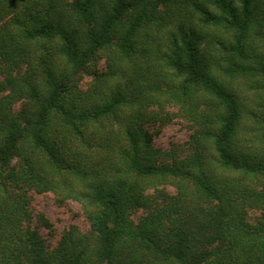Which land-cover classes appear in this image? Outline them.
I'll return each mask as SVG.
<instances>
[{"label":"trees","instance_id":"1","mask_svg":"<svg viewBox=\"0 0 264 264\" xmlns=\"http://www.w3.org/2000/svg\"><path fill=\"white\" fill-rule=\"evenodd\" d=\"M0 264H264V0H0Z\"/></svg>","mask_w":264,"mask_h":264},{"label":"rangeland","instance_id":"2","mask_svg":"<svg viewBox=\"0 0 264 264\" xmlns=\"http://www.w3.org/2000/svg\"><path fill=\"white\" fill-rule=\"evenodd\" d=\"M103 66L104 62L100 60L98 68L103 69ZM89 81L90 77L84 76L81 87L85 89ZM19 108L20 103H16L13 106L14 111L19 110ZM170 110L175 111V108ZM145 128L151 135L152 145L162 151H170L175 148L181 149V147L186 145L191 134L189 123L180 118H176L172 123L164 126L147 124ZM167 191L173 192V189L167 188ZM31 197L34 215L38 217L42 214L52 225L49 229L44 227L41 229V233L50 247L55 246L62 233L71 226L77 227L82 232L87 231L88 223L79 203L72 200L58 203L56 196L52 192L44 194L31 193ZM143 213L144 211L137 210L132 214V218L137 221ZM259 215V211L250 213L251 219Z\"/></svg>","mask_w":264,"mask_h":264}]
</instances>
